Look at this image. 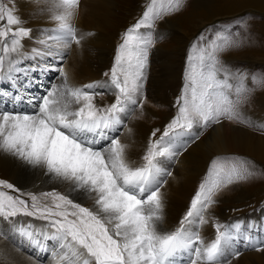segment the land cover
Instances as JSON below:
<instances>
[{"label":"snow or ice","instance_id":"6c2138e0","mask_svg":"<svg viewBox=\"0 0 264 264\" xmlns=\"http://www.w3.org/2000/svg\"><path fill=\"white\" fill-rule=\"evenodd\" d=\"M9 3L11 7L0 0V83L19 78L27 57L23 40L31 38L32 32L15 14V0ZM184 3L149 0L141 18L123 34L110 81L105 84L108 91H115L110 105L94 104V97L102 94L95 91L101 86L98 82L72 86L62 65H49L46 70L58 71L62 84L52 85L39 99L32 97L31 110L0 108V151L70 186L68 192L42 193L47 202L29 194L31 205L0 191V215L23 213L46 222L45 230L29 231L28 238L35 239L37 246L50 242L55 264H229L230 254L239 255L238 250L231 252L239 225H216L215 238L209 241L192 225L207 223L206 210L216 202L218 191L253 174L244 162H225L210 169L179 225L170 230L161 227L164 195L159 177L171 173L162 170L158 158L175 154L173 138L196 135L197 129L223 119H242L228 91L232 73L218 58L219 52L234 43L227 29L211 40L201 33L199 43L191 45L177 115L150 142L142 163L130 161L126 146L109 134L122 123L120 114L141 103L138 97L154 39L150 31L140 30L152 29L157 19L179 12ZM78 4L79 0H59L62 11L50 16L55 27L40 41L47 51L33 48V54L51 55L53 49L80 44L83 37L77 35L73 23ZM56 55L63 61L64 53ZM101 141L110 143L103 146ZM0 187L14 189L3 180ZM73 192L89 193L93 204L83 206ZM242 238L252 241L251 236Z\"/></svg>","mask_w":264,"mask_h":264},{"label":"rangeland","instance_id":"374dc122","mask_svg":"<svg viewBox=\"0 0 264 264\" xmlns=\"http://www.w3.org/2000/svg\"><path fill=\"white\" fill-rule=\"evenodd\" d=\"M17 1L21 0H15V14L17 13ZM3 2L8 4L9 7L12 6L9 0H3ZM148 2L149 0H112V9L110 13L111 22L109 27L105 29V33L109 36L111 47L106 52V60L104 63L101 60L102 57L96 52L95 47L86 46L82 50V54H79L77 47L75 48L72 45L68 48H56L57 53L62 52L65 54L63 61L56 59L57 56H54V61H51L47 57L48 54H34V56L32 51L30 54L28 50L24 49L27 53V57L23 59V62H29L33 66V73L47 72L48 70L46 69L49 65L59 67L67 62L69 63L68 65L73 64V66L71 65L74 68L72 71L74 74H77L76 71H74L76 70L75 68L81 65L83 57H86V59L90 61H87L90 63H88V67L93 75L90 77L83 76L86 79L82 84L100 78L101 86L97 87L95 91L102 94L96 95L93 102L97 107H106L115 101V91H108L105 84L110 81L111 69L115 62L117 48L123 42L122 37L126 30L141 18ZM26 27L31 29L29 26ZM225 29L228 30V34L231 36L234 43L224 51L219 52L218 58L232 73L229 79L230 84L234 81V84H231L232 92L230 91L231 89L228 90L232 100L235 98L234 92H237V89H239V92H237L239 96L233 101L237 102L236 106L242 119H223L221 122H225L230 126L240 127L264 139V0H185L179 12L163 15L154 22L152 29L142 28L140 30L144 33L150 31L154 39V43L149 49L143 88L138 97L141 103L132 106L133 110L128 113H122V115H120L122 123L118 125L119 130L117 134V138H120L124 131L130 133L131 130H136L138 124L143 127L141 128L142 132H145H141V135L138 136L140 146L138 147L137 159L139 161L142 162V158L150 142L158 139L162 135L164 128L170 123L173 117L177 115V99L181 96L182 90H184L185 87L186 69L190 68L189 57L191 45L194 41H197L201 33L211 40L218 31ZM27 39L28 38H25L23 42L27 41ZM40 48L45 52L47 51L44 45H41ZM157 50H160L162 53L165 52V57H157L158 60H155L153 53ZM72 52H74V54H72ZM167 54H171L173 56L172 59H169ZM196 54L197 53L193 50L192 55L195 56ZM98 56L100 58H98ZM169 61H171V65L176 63L178 76H176L174 85H172L171 88H163V90L159 82L164 78L163 73L165 69L163 67H166ZM52 72L54 73L53 78L59 75L58 71ZM34 75L35 74H33V76ZM53 78L52 81L49 82V87L63 83L61 78L57 80ZM17 80L18 79L14 80V82ZM8 85V82L0 83V90H6ZM15 89H22V87L19 86ZM214 125L215 124H211L207 128L197 129L196 135L187 134L174 137L173 150L175 154L158 158L161 162L160 166L162 170L165 173H171V175L177 173L176 169L179 159L186 154L191 147L205 138ZM154 131H156L155 137L152 135ZM109 134L115 137L114 132ZM105 142L110 143V141H101V144L103 146L108 145V143ZM225 162H234L236 164L244 162V165L247 166L253 174L246 180L229 184L216 193L214 197L216 202L207 209L205 213L207 223L202 224L211 230L212 236L210 240L214 238L213 234L216 232V225L226 226L224 222L228 220H230L228 226L240 225L241 221L249 224V219L250 223L254 221V219L251 218L254 214L258 215L264 211V161H260L246 152L239 151L213 153L207 157L203 164L202 172H200L197 179L193 178L191 182L193 184H191L189 188L191 193H188L189 198L186 201L188 202V207L185 211L187 212L193 196L198 190L201 182L205 180L206 175L209 174L210 169H215L218 165L224 164ZM13 167H16V178L12 179L0 175V180L13 184L14 189L0 187V191L24 199L29 205L32 203L29 194H35L41 202H47L41 194L52 191L53 189L37 188L36 186L25 188L22 184L30 180L31 175L34 173L33 169L23 162L17 165L13 164ZM169 176L170 175L164 174L159 177L163 186L166 185ZM186 212L180 214L179 222ZM223 218L226 220L223 221ZM259 220L262 221L260 217ZM259 220L256 221L255 225H249L252 228L254 226L259 227L261 225ZM30 222L34 225H36V223H41L46 226V222L43 219L23 213H18L14 217L0 215V236L13 245L16 250L18 249L20 253L23 252L22 250H27L32 253L33 257L25 252L23 253L28 257H32L33 260L43 263L46 261L45 258L51 251L50 242H42L37 246L35 239L28 238L29 231H21L20 234L16 232L22 229L21 224L28 226ZM192 226L196 227V231H199L201 224L197 222ZM33 231L39 232L38 229ZM242 233L244 232L240 230L239 235H242ZM233 235H237L235 229H233ZM248 236L252 237V241L246 242L251 246H238L234 248L233 245V247H231V252L238 250L239 255L230 254L228 257L229 262L246 252H251L253 249L257 251L264 250V245L259 249H255L256 239L251 232H247V237ZM25 237L30 240V243L23 240ZM45 247H47V251L44 250Z\"/></svg>","mask_w":264,"mask_h":264},{"label":"bare ground","instance_id":"6f19581e","mask_svg":"<svg viewBox=\"0 0 264 264\" xmlns=\"http://www.w3.org/2000/svg\"><path fill=\"white\" fill-rule=\"evenodd\" d=\"M58 5L59 0L17 1L16 15H18L22 19L25 26H29L32 29L31 38H28L27 41L23 42L24 49L28 50L30 54L33 48L41 50L40 47L42 44L40 43V41L46 39L50 34L49 30L55 27V21L51 20L50 16L62 11V8H60ZM111 9L112 0L79 1L78 7L75 10L76 16L73 20V23L78 29L77 35L82 36L83 39L81 40L79 45L75 43L72 44V46H74L75 48L77 47L79 54H82V50L84 49V47L93 46L95 47L96 52L99 54V56L102 57L101 60L104 63V61L106 60V52L111 47L109 36L107 33H105V29L109 27L111 22ZM59 48L64 47L61 46ZM56 53L57 50L53 49V53L51 55H48L47 57L51 61H54V56H57ZM72 54H74V52H72ZM153 55L155 56V60H158L157 57H165V52L162 53L160 52V50H157L155 51V53H153ZM167 55L169 59H172L173 56L171 54ZM99 56L98 58H100ZM56 59H58V57H56ZM87 61L89 60H87L86 57H83L81 65L75 68L76 70L74 71H76V73L80 75L74 74V72L72 71V69H74L72 67L73 64L68 65L69 63L66 62L67 64L65 63L63 65V68L67 73L68 83L70 85L83 86L92 84L94 82H98L100 85L101 79L99 77V79L95 78L96 80H90L88 82L86 81V84H82V82H84V80L86 79L85 77H90L91 75H93L88 67V63L90 61ZM170 62L171 61L167 63L166 67H163L165 69L163 73L164 78L161 82H159V85L160 87H162V89L171 88V86L174 85L176 76H178L176 63L171 65ZM33 72V66L29 62L24 63L22 61V65L20 66L18 73L19 81L14 82V80H12L11 82H8L10 85L8 86L7 91H0L1 94H4L6 92L8 93L6 97H0V108L7 107L31 110L34 103L32 97H36L37 99H39L44 94H46V90L52 87H49V82L52 81L54 73L51 70L42 73ZM33 74H35V76H33ZM36 77H38V79ZM58 78H60V76L56 75L53 79L57 80ZM23 81H25V83ZM19 86H21L22 89H15ZM13 95L16 96L18 102H10ZM141 128L143 127L138 124V126L136 127L137 131L131 130L130 133H128L127 131L123 130L124 132L121 137L117 138L119 130L117 125L116 134L114 137L118 139L122 145L126 146L127 157L135 164L142 163L137 159V153L139 151L138 147L140 146L138 136L141 135ZM232 151L246 152L256 159L264 161V139L240 127H235L233 125L230 126L225 122H220L212 127L210 133L206 135L205 138L191 147L186 154H184L183 156L181 155L182 157L178 161L177 169L175 168L177 173H173L174 175H170L168 177L166 185L161 187V192L164 195L165 207L163 209L164 219L161 223V227L163 229L170 230L179 225L178 223L180 214L186 212L185 210L188 207V202L186 201L189 198L188 193L190 192V185L193 184L191 182L193 181V178L197 179V177L200 175V172H202L201 170L207 157H209L213 153H224ZM20 162L22 161L15 158L14 156L0 151V175L15 179L17 176V172L16 167H13V164L17 165ZM30 168L33 169L34 173L33 175H31L30 180L23 182L22 185L25 188L36 186L37 188L55 189L62 193L69 191L70 186L68 184L59 180H55L51 176L46 175L44 169L38 167L34 168L32 166H30ZM72 196L77 198L78 202H82L83 206H91L93 204V200L90 198L89 193L73 192ZM259 217L262 221L259 220ZM251 218L254 219V221L250 223L249 219L248 223L250 225H255L256 221L259 220L261 222L259 228H261L262 234H264V211H262V213L258 215L254 214V216ZM222 220L224 221L226 219L223 218ZM29 226L31 229L29 228ZM201 226L198 231L199 234L204 237L206 241H209L212 236L211 230L202 224ZM21 227L22 229L16 231L17 234H20L21 231H33L35 229H38V231H42L44 230L45 225L41 223H36V225H34L30 222L28 226H26L25 224H21ZM192 228L196 230V227L192 226ZM23 240L28 242L30 241L27 237L23 238ZM22 251L33 257L32 253H30L29 251ZM23 252L20 253L18 249L16 250L13 245L8 243L6 239L0 236V264H55L51 251L49 252V255L46 256V261L43 263L33 260L32 257H28ZM229 264H264V250L257 251L253 249L251 252H246L239 257L234 258L233 260H231V262H229Z\"/></svg>","mask_w":264,"mask_h":264}]
</instances>
